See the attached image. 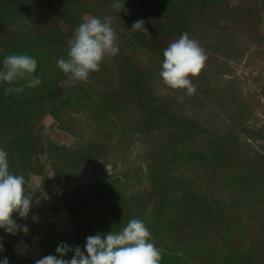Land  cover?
Listing matches in <instances>:
<instances>
[{
    "label": "trees",
    "instance_id": "16d2710c",
    "mask_svg": "<svg viewBox=\"0 0 264 264\" xmlns=\"http://www.w3.org/2000/svg\"><path fill=\"white\" fill-rule=\"evenodd\" d=\"M114 2L0 0V62L10 54L30 55L42 80L36 88L8 95V85L0 84V148L9 153L10 171L26 181L41 176L49 165L60 209L77 230L65 241L45 240L41 245L46 255L55 254L61 242L83 249L87 237L118 232L131 219H140L161 252L160 264H264V126L249 123L254 116H245L248 100L239 92L234 98L239 129L214 132L198 117L188 116L185 90L165 85L167 91L159 93L156 80L163 51L184 32L205 55L213 51L233 58L230 44L218 46L230 34V39H243L250 56L264 44V0L232 6L225 0H125L127 13L114 10ZM88 16L113 18L120 51L105 57L87 81L73 82L56 61L67 58L68 40ZM199 19L206 20L209 36H199ZM138 20L144 21L146 33L131 31ZM211 71L204 67L196 78L204 83ZM260 91L264 102V88ZM79 113L83 117L77 118ZM45 115L60 130L78 136L73 147H57L42 137L40 120ZM84 125L87 133L81 132ZM136 146L145 149L140 154L147 162L149 188L141 198L134 197L132 185L142 168L127 169ZM123 166L125 170L117 171ZM93 172L104 174L74 184L81 174ZM202 180L207 184L196 187L195 181ZM217 191L224 198L213 193ZM146 197L152 200L148 218ZM176 198L181 210L174 218ZM238 207L253 211L249 218L259 223V236L249 240L251 246L241 241L247 230H236ZM0 236L9 264H32L11 244L13 235L0 231Z\"/></svg>",
    "mask_w": 264,
    "mask_h": 264
},
{
    "label": "clouds",
    "instance_id": "9594fccd",
    "mask_svg": "<svg viewBox=\"0 0 264 264\" xmlns=\"http://www.w3.org/2000/svg\"><path fill=\"white\" fill-rule=\"evenodd\" d=\"M125 0H115L112 8L119 13ZM112 17L88 16L74 30L68 40L67 58H59L56 66L69 80L85 82L93 72L100 70L105 57L116 56L120 49ZM131 31L145 32L144 21L133 23ZM207 56L195 39L184 32L163 51L159 76L171 90H185L192 96L196 86L191 78L198 77L205 66ZM37 60L27 54H10L0 62V84H6L4 94L22 93L25 88H36L42 83L36 75ZM24 81L21 85L20 81ZM34 192H30L25 177L10 171L9 153L0 148V231L8 235L27 234V224L17 220L26 219L33 206ZM15 215V218L13 216ZM35 219V217H34ZM3 236H0V264H9ZM72 253L70 258H67ZM161 252L152 242L145 223L131 219L122 230H112L103 236L96 234L86 238L83 249L61 242L55 254H49L36 264H160Z\"/></svg>",
    "mask_w": 264,
    "mask_h": 264
},
{
    "label": "rangeland",
    "instance_id": "374dc122",
    "mask_svg": "<svg viewBox=\"0 0 264 264\" xmlns=\"http://www.w3.org/2000/svg\"><path fill=\"white\" fill-rule=\"evenodd\" d=\"M229 4L234 5L240 3L241 0H225ZM247 2H253V0H246ZM225 16H220V22L223 24ZM213 24V23H212ZM211 24V26H212ZM197 32L200 35H207L204 30L207 29V22L204 19L197 20L196 26ZM261 28H264V24ZM210 35L213 33V28L209 27ZM226 39H222L218 42V46L221 48L226 44H230L229 55L233 58L221 57L218 53L209 51L207 53V59L205 61L206 68L212 67V71L208 79L204 83H200L198 78H191L193 84L196 86V93L192 96H187L185 101L187 102L188 116L198 117L203 124L214 132L227 134L234 133L240 127V119L234 109V99L240 93L245 96L247 113L245 116L253 115L254 118L249 119V123L255 120L258 126H264V102L262 95L260 94V88H264V44L258 46V48L251 52L248 56V50L244 49L245 43L243 39L236 36V38L230 39V34H225ZM192 39V37H189ZM229 40V41H228ZM244 45V46H243ZM254 46L249 45L248 49H253ZM144 59H149L144 57ZM153 60L147 64L152 66ZM148 62V61H147ZM227 62V66L223 63ZM257 79V80H256ZM260 79V80H259ZM156 80L159 81L158 89L159 93L167 91L165 84L160 76ZM258 91L260 93H258ZM83 117L82 113L77 115V118ZM41 135L46 140H51L57 147L71 148L77 142L78 136L68 134L57 127L56 121L49 115H45L40 120ZM81 132H88V129L84 125ZM145 151L144 148L136 146L133 153L130 154L128 159L129 171L134 170L137 167L142 168V172L136 178V185H132V194L134 197L141 198L148 192L149 184L146 176V164L141 159V152ZM126 166H123L117 171L125 170ZM110 174V172L108 171ZM104 173H90L81 174V177H77L74 184H83L89 181L91 178L96 177L100 179ZM108 174V175H109ZM196 187H203L204 180L195 181ZM27 187L30 192H34L33 206L30 210L29 216L26 219L20 221V224H27L29 231L25 233H17L10 240L11 244L17 249L21 250L22 257L29 258L32 264H36V261L46 256L45 248L41 245L45 240H68L71 238L77 230H75L72 221L67 216L63 208L60 209V192L56 188L55 178L53 172L50 170L49 165H45L44 172L41 176L31 175L26 181ZM218 197L224 198L223 192H213ZM223 195V196H222ZM147 206L146 217L148 218L151 197H146ZM173 203V217L176 218L180 213L181 200L179 198L174 199ZM172 209V207H171ZM234 212L241 218V221H237L236 230H247L242 236L241 241L251 246L249 240L251 238H258L260 232V226L256 219L249 218L251 212L246 208H235ZM35 217V219H34ZM100 222L96 224L95 228ZM236 236H239V232L235 231ZM35 248V254L32 253V249Z\"/></svg>",
    "mask_w": 264,
    "mask_h": 264
}]
</instances>
